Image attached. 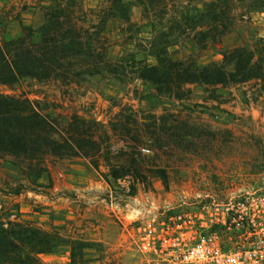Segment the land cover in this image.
<instances>
[{
	"label": "rangeland",
	"instance_id": "rangeland-1",
	"mask_svg": "<svg viewBox=\"0 0 264 264\" xmlns=\"http://www.w3.org/2000/svg\"><path fill=\"white\" fill-rule=\"evenodd\" d=\"M152 1L157 7L150 11L133 3L132 29L106 18V0H78L71 11L91 45L118 62L116 72L0 83L1 93L28 97L50 113L62 136L74 135L80 125L97 141L96 166L81 153L47 154V170L36 181L26 173L27 161L0 157V187L24 186L18 194L0 191L1 216L91 242L86 264H180L165 243L177 234V223L197 222L200 213L240 194H264V74L226 85L187 84V93L177 98L158 93L129 65L132 58L147 57L150 41L166 47L171 58L197 66L220 61L225 49L256 48L264 65V5L259 0ZM54 4L0 0V42L28 29L37 40L35 30ZM224 24L228 28L219 33ZM202 30H208V38ZM74 60L76 70L94 62ZM106 157L139 173L114 179ZM39 259L67 264L70 247L64 243Z\"/></svg>",
	"mask_w": 264,
	"mask_h": 264
},
{
	"label": "trees",
	"instance_id": "trees-1",
	"mask_svg": "<svg viewBox=\"0 0 264 264\" xmlns=\"http://www.w3.org/2000/svg\"><path fill=\"white\" fill-rule=\"evenodd\" d=\"M77 1L55 0V4L46 13V21L35 30L37 40L32 39L33 31L28 29L14 40L0 42V83L11 84L21 77L70 80L80 74L100 73L104 69L110 72L118 70V62L107 58L101 46L91 45L87 31L84 30L83 35L82 28L77 26L78 18L74 19L71 15L73 8L79 5ZM106 1V18L122 20L130 29L134 25L131 19V6L134 2H140L149 11L157 7V3L152 0ZM259 1L264 5V0ZM214 18L218 19V16ZM150 23L153 24L152 21ZM225 28H228L226 24L218 32L222 33ZM207 31L202 30L201 34L205 37ZM210 35L216 37L214 33ZM149 46L147 57L142 60L132 58L129 65L138 78L154 85L158 93H168L177 98L187 93V84L226 85L253 78L261 79L264 74L262 58L255 54L256 48L235 46L225 49L221 52L220 61L197 66L171 58L166 47H159L152 41ZM78 57H88L94 62L76 70L74 59ZM102 62L104 66H99ZM84 132L77 125L74 135L62 136L57 130L54 117L43 112L28 97L0 92V157L7 154L27 161L30 172L26 170V173L33 176L34 181L47 170L43 165L47 154L62 157L81 153L90 157L96 166L93 152L98 149L97 141L92 137L87 138ZM106 163L114 179L127 173L133 176L139 173L135 166H115L108 157ZM2 174L0 169V176ZM22 188V184L13 186L7 183V187H0V191L18 194ZM1 215L0 212V264H45L39 256L56 251L64 243L70 247L67 264H86L91 259L87 257L91 242L66 238L57 230H46L26 221L4 219Z\"/></svg>",
	"mask_w": 264,
	"mask_h": 264
},
{
	"label": "built area",
	"instance_id": "built-area-1",
	"mask_svg": "<svg viewBox=\"0 0 264 264\" xmlns=\"http://www.w3.org/2000/svg\"><path fill=\"white\" fill-rule=\"evenodd\" d=\"M177 223L165 238L180 264H264V194H240L222 206Z\"/></svg>",
	"mask_w": 264,
	"mask_h": 264
}]
</instances>
